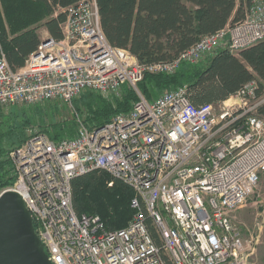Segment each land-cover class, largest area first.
<instances>
[{"label":"built area","instance_id":"1","mask_svg":"<svg viewBox=\"0 0 264 264\" xmlns=\"http://www.w3.org/2000/svg\"><path fill=\"white\" fill-rule=\"evenodd\" d=\"M63 37L40 42L12 69L0 46V114L55 102L73 108V136L52 138L27 126L10 147L12 183L52 264H248L249 248L234 212L264 180V89L256 79L216 103L193 105L186 86L148 100L138 88L146 73L171 74L218 49L238 53L264 39V0H250L239 21L202 36L168 61L141 63L109 43L95 0L65 8ZM37 52V55H34ZM132 107L90 126L73 106L84 91ZM91 171L134 192V213L118 229L97 214H78L71 182Z\"/></svg>","mask_w":264,"mask_h":264},{"label":"trees","instance_id":"2","mask_svg":"<svg viewBox=\"0 0 264 264\" xmlns=\"http://www.w3.org/2000/svg\"><path fill=\"white\" fill-rule=\"evenodd\" d=\"M78 0H0V46L12 69L25 65L27 57L41 42V26L50 37H63L61 25L66 13L59 11ZM101 29L110 44L128 49L141 63L168 61L187 49L202 36L243 18L250 0H95ZM256 79L259 91L264 89V39L232 53L218 49L203 60L182 62L171 74L146 73L138 88L148 100L162 90L186 86L189 101L196 106L216 103L238 90L244 83ZM137 95L122 86V96L112 100L95 91H84L73 100L74 109L90 126H100L115 114L127 112ZM44 106V105H43ZM35 106L34 113L44 116V107ZM57 103L46 104L51 117L57 113ZM19 109H14L16 112ZM23 110V109H21ZM23 110L22 121L10 124L0 132V189L9 185L8 160L1 159L7 149L20 145L25 139L24 128L31 123ZM7 119V120H8ZM44 119V117H43ZM71 120L47 122L40 127L52 138L73 136L76 131ZM18 129V132L15 130ZM109 175L91 171L73 178V206L78 214H97L107 229L124 227L134 210L130 206L133 190L119 180L112 186L105 183Z\"/></svg>","mask_w":264,"mask_h":264},{"label":"rangeland","instance_id":"3","mask_svg":"<svg viewBox=\"0 0 264 264\" xmlns=\"http://www.w3.org/2000/svg\"><path fill=\"white\" fill-rule=\"evenodd\" d=\"M60 11V9H59ZM38 33L40 37L48 35V33L39 26ZM164 91V90H162ZM109 99V98H108ZM113 98H111L112 100ZM57 103V113L51 117V112L47 111L49 108L44 105V116L40 117L37 113H34L33 109H23L25 111H30L26 113L31 120L29 126L33 127H42L47 126V122H56L58 120H71L73 117L74 110L70 106L66 105L63 102ZM19 109L18 111H10L5 114H0V132H6L9 124L11 123L8 118L15 114H21L23 111ZM44 117V119H43ZM15 122L19 124L22 121V116L14 117ZM8 119V120H7ZM41 124L42 126L38 125ZM24 128V134L26 136V127ZM17 128L15 132H18ZM111 179L105 181L108 187H111ZM113 183V182H112ZM234 219L237 224L240 226L243 238L246 240L247 246L249 248V263L248 264H264V180L261 181L245 203L235 210Z\"/></svg>","mask_w":264,"mask_h":264},{"label":"water","instance_id":"4","mask_svg":"<svg viewBox=\"0 0 264 264\" xmlns=\"http://www.w3.org/2000/svg\"><path fill=\"white\" fill-rule=\"evenodd\" d=\"M49 37L43 36L41 41L46 42ZM0 264H52L24 202L15 191L0 194Z\"/></svg>","mask_w":264,"mask_h":264},{"label":"crops","instance_id":"5","mask_svg":"<svg viewBox=\"0 0 264 264\" xmlns=\"http://www.w3.org/2000/svg\"><path fill=\"white\" fill-rule=\"evenodd\" d=\"M42 38V37H41Z\"/></svg>","mask_w":264,"mask_h":264}]
</instances>
